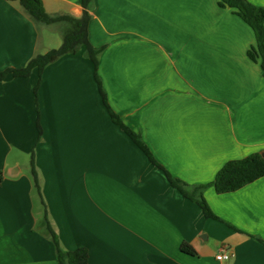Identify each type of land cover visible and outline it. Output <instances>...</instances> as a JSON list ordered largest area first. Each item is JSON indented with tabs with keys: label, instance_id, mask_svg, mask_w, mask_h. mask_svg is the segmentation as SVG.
I'll return each mask as SVG.
<instances>
[{
	"label": "crops",
	"instance_id": "crops-1",
	"mask_svg": "<svg viewBox=\"0 0 264 264\" xmlns=\"http://www.w3.org/2000/svg\"><path fill=\"white\" fill-rule=\"evenodd\" d=\"M220 1L93 0L97 64L83 47L41 73L0 78V264H57L48 223L64 249L88 250V264H264V175L223 193L212 184L226 162L264 152L256 34ZM42 3L83 12L82 0ZM41 26L0 0V71L52 49Z\"/></svg>",
	"mask_w": 264,
	"mask_h": 264
},
{
	"label": "trees",
	"instance_id": "trees-1",
	"mask_svg": "<svg viewBox=\"0 0 264 264\" xmlns=\"http://www.w3.org/2000/svg\"><path fill=\"white\" fill-rule=\"evenodd\" d=\"M17 1L34 21L51 25L62 22L66 26L62 33V44L57 48H52L45 53H37L34 55L26 66L22 68H12L0 71V78H3L9 72L15 76H28L34 68L41 73L44 68L51 62L57 60L60 56L68 53H76L85 47V53L97 64L98 56L102 48L94 47L89 40V23L91 19L90 5L93 0H82L83 12L80 16H74L69 12L49 13L43 6L42 0H8ZM221 6L232 8L239 16H241L255 31L256 44L249 51V56L258 61L261 59L264 69V8L251 3L249 0H222ZM105 102V93L102 91ZM112 117L116 123L122 126L131 138L143 149L148 158L155 164H158L146 143L141 136L126 126L118 116L111 111ZM40 128V126H39ZM31 172L34 185L40 192V185L37 171L35 168L34 157L31 160ZM170 183L177 188L184 196L197 201L202 207L204 213L208 217H216L211 210L206 199L200 192L199 195L194 194V190L190 185L179 178L172 176L166 172ZM264 175V156L256 153L242 159L230 160L217 173L212 181L217 192L223 193L236 190L247 183H250ZM201 190L202 187H193ZM54 241L57 254V264H88V250L84 247L75 250L64 249L58 239L57 234L51 225L47 224ZM182 249L188 253H193L194 249L188 245H182Z\"/></svg>",
	"mask_w": 264,
	"mask_h": 264
},
{
	"label": "rangeland",
	"instance_id": "rangeland-1",
	"mask_svg": "<svg viewBox=\"0 0 264 264\" xmlns=\"http://www.w3.org/2000/svg\"><path fill=\"white\" fill-rule=\"evenodd\" d=\"M222 1V0H221ZM228 7V6H226ZM66 25L62 22L54 23L51 25H45L42 23L41 31L46 37V39H50V44L52 48H56L60 46L63 38H62V28Z\"/></svg>",
	"mask_w": 264,
	"mask_h": 264
},
{
	"label": "built area",
	"instance_id": "built-area-1",
	"mask_svg": "<svg viewBox=\"0 0 264 264\" xmlns=\"http://www.w3.org/2000/svg\"><path fill=\"white\" fill-rule=\"evenodd\" d=\"M231 256V253L227 250L225 251H222L220 252L218 255H217V259L218 260H228Z\"/></svg>",
	"mask_w": 264,
	"mask_h": 264
},
{
	"label": "water",
	"instance_id": "water-1",
	"mask_svg": "<svg viewBox=\"0 0 264 264\" xmlns=\"http://www.w3.org/2000/svg\"><path fill=\"white\" fill-rule=\"evenodd\" d=\"M262 155L264 156V152L262 153Z\"/></svg>",
	"mask_w": 264,
	"mask_h": 264
}]
</instances>
